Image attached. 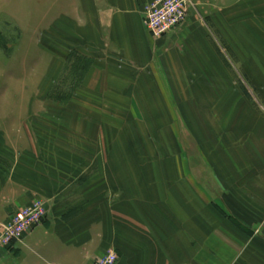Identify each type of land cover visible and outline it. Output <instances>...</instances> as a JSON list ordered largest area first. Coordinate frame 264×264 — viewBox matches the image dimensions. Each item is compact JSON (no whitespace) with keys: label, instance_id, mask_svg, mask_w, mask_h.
Instances as JSON below:
<instances>
[{"label":"crops","instance_id":"0c3cea01","mask_svg":"<svg viewBox=\"0 0 264 264\" xmlns=\"http://www.w3.org/2000/svg\"><path fill=\"white\" fill-rule=\"evenodd\" d=\"M149 1H35L42 42L0 100V221L46 216L0 264H264V0L163 35Z\"/></svg>","mask_w":264,"mask_h":264},{"label":"rangeland","instance_id":"374dc122","mask_svg":"<svg viewBox=\"0 0 264 264\" xmlns=\"http://www.w3.org/2000/svg\"><path fill=\"white\" fill-rule=\"evenodd\" d=\"M35 1L0 0V100L2 99L3 89L11 81L19 78L22 73L23 69L20 66V61L25 60L28 55H25V49H38L42 42L40 38L41 29L36 26L38 12L35 8ZM217 1L222 3L221 0H193L194 6L189 10L190 19L194 21V16L214 12L213 8L215 9V6L220 7L224 13L225 6H222L221 3L218 5ZM239 12L241 11L236 10L235 13ZM43 32L45 31L43 30ZM45 42L50 45V38L46 37ZM31 56L30 60L33 64L34 58L33 55ZM183 136L182 141L186 142ZM109 249L116 252L114 248ZM118 262L119 254L116 264Z\"/></svg>","mask_w":264,"mask_h":264},{"label":"built area","instance_id":"2783aa9c","mask_svg":"<svg viewBox=\"0 0 264 264\" xmlns=\"http://www.w3.org/2000/svg\"><path fill=\"white\" fill-rule=\"evenodd\" d=\"M193 6V0H151L142 6L141 20L149 32L163 35L188 24L189 10ZM45 216V203L34 199L19 208L7 221H0V250L21 241L25 234L43 222ZM117 260L118 254L109 249L90 264H116Z\"/></svg>","mask_w":264,"mask_h":264}]
</instances>
